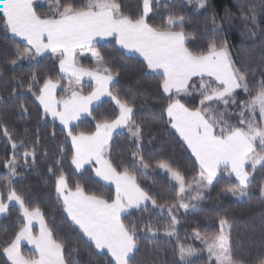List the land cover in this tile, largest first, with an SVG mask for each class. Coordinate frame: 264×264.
Returning a JSON list of instances; mask_svg holds the SVG:
<instances>
[{
	"label": "trees",
	"instance_id": "1",
	"mask_svg": "<svg viewBox=\"0 0 264 264\" xmlns=\"http://www.w3.org/2000/svg\"><path fill=\"white\" fill-rule=\"evenodd\" d=\"M90 1L57 0V8L39 6L35 13L41 20H51L64 9L84 12ZM110 1L122 19L131 23L144 19V0ZM153 1L145 20L150 29L181 33L194 57L228 50L246 91L236 93L226 105L202 107L204 95L196 80L190 85V95L167 97L164 78L149 74L142 61L127 56L113 42L95 47L101 66L116 81L110 95L132 112L129 130L114 137L107 161L117 175L133 178L150 203L121 220L135 246L127 264H215L204 255H184L202 251L199 239L219 237L222 223L230 227L232 264H264V163L243 196L237 181L220 173L204 201L196 204L197 212L191 214L176 208L179 189L156 172L165 166L186 186L195 184L201 174L198 163L171 129L167 112L174 102L190 112L215 113L214 131L219 138L243 130L239 114L264 93V0H202L204 9L199 14L191 11L186 0ZM25 51L26 46L10 36L0 15V202L7 205L14 196L24 210L39 213L53 241L62 248L65 264H114L70 222L57 196V184L64 181L69 192L81 191L89 198L114 202V190L104 186L92 169L80 174L74 170L70 138L94 135L99 127L114 123L120 112L113 102L105 101L75 127L63 129L45 115L38 99L48 83L59 86L57 99L64 98L75 84L62 76L56 57L28 63L22 60ZM80 65L95 68L91 59H82ZM79 90L87 96L93 89L82 86ZM136 131L139 142L131 135ZM163 209L172 211L173 220ZM23 227L19 208L10 206L0 218V264H8L4 253Z\"/></svg>",
	"mask_w": 264,
	"mask_h": 264
},
{
	"label": "crops",
	"instance_id": "2",
	"mask_svg": "<svg viewBox=\"0 0 264 264\" xmlns=\"http://www.w3.org/2000/svg\"><path fill=\"white\" fill-rule=\"evenodd\" d=\"M46 1L49 0H0V15L10 36L26 46L22 54L25 62L34 63L42 57L54 56L59 61L62 76L75 84L62 99H57V84L48 83L43 88L38 104L49 119L68 131L105 101L113 102L119 110V118L99 127L94 135L70 138L74 170L80 174L92 169L104 186L114 190V202L107 204L81 191L69 192L64 181L57 184V196L70 222L98 252L108 255L114 264H127L135 246L121 220L129 212L150 203L133 178L117 175L107 161L114 137L129 130L132 112L110 95L116 81L106 73L100 60L99 64L93 61L96 57L93 55H98L95 47L115 43L127 56L142 61L149 74L163 77L165 96L176 98L190 95V85L196 80L201 91L206 83L218 90L223 89L222 83L231 86L237 78L234 61L224 50L212 51L205 57L191 56L181 33L150 29L145 20L155 3L153 0H144V19L138 23L122 19L118 7L108 0H91L84 12L64 9L55 19L41 20L35 9L46 6ZM82 59H91L95 68L81 67ZM82 86L92 87V93L84 96L79 90ZM205 114L206 111L190 112L180 102H174L167 112L171 129L206 178L216 180L223 172L237 182L236 177L244 178V185H248L247 158L254 153L252 144L244 145L247 143H242L239 137L242 135L238 133L226 139L216 137ZM135 134L138 135L137 131ZM235 144L242 149L236 150ZM10 206L19 208L24 227L4 253L7 263L65 264L62 248L53 241L41 215L24 210L21 202L11 196L7 205L0 202V218L7 215ZM24 250L34 256L25 255Z\"/></svg>",
	"mask_w": 264,
	"mask_h": 264
},
{
	"label": "rangeland",
	"instance_id": "3",
	"mask_svg": "<svg viewBox=\"0 0 264 264\" xmlns=\"http://www.w3.org/2000/svg\"><path fill=\"white\" fill-rule=\"evenodd\" d=\"M110 1V0H108ZM188 2V6L193 13L199 14L204 9V3L202 0H186ZM113 3L112 1H110ZM46 6H52L57 8V0H49L44 3ZM115 5V4H114ZM226 53H231L228 50H224ZM93 61L96 64H99L98 55L94 54ZM232 57V55H231ZM95 59V60H94ZM233 59V58H232ZM24 61V59L22 58ZM237 78L233 81V84L229 86L227 83L223 84V89H213L210 84H204L202 86L201 95H204V100L202 103V107H207L214 103H222L228 104L229 100L238 93L245 92L246 86L244 83V79L239 76L237 73ZM231 88V89H230ZM229 89V90H228ZM197 94V93H195ZM124 109V106L121 105ZM202 112V111H201ZM212 111H206L205 118L208 120V123L211 124L212 128H215V113L211 114ZM239 117L242 118L243 130L235 131L233 134L238 133L242 136V143L245 141L247 144L243 143L246 146L252 144L254 153L247 158V162L249 164L250 169H248V175L251 181L253 174L263 165L264 163V93L260 94L253 101L244 106L242 112L239 114ZM215 132V131H214ZM139 134V131L137 132ZM231 134L230 136H232ZM132 138L139 142V135H136L135 132L131 134ZM216 135V134H215ZM217 137V136H216ZM228 136L223 137L222 139H226ZM219 138V137H218ZM249 143V144H248ZM234 144L232 145V147ZM236 150H241L242 148L235 144ZM231 147V149H232ZM156 172L167 177L178 189H179V198L177 207L184 214H191L197 212L198 207L196 204H199L204 201V196L211 190L213 184L215 183V179H211L210 177L206 178L201 172L198 181L195 184L190 186H186L183 180L179 177V175L169 168L165 166H160L156 169ZM238 179V184L240 185V196H243L245 192H247V186L244 185V178L236 177ZM262 198L264 199V189L262 192ZM192 204H195L194 206ZM162 213H168L169 217L173 220L171 214L172 211H167L163 209ZM175 225H177L175 223ZM229 231L230 227L222 223L220 225V235L219 237L212 240H201L198 242L202 246L201 252L188 251L185 253L184 257L193 258L198 255H204L208 259H210L215 264H232L229 255Z\"/></svg>",
	"mask_w": 264,
	"mask_h": 264
}]
</instances>
